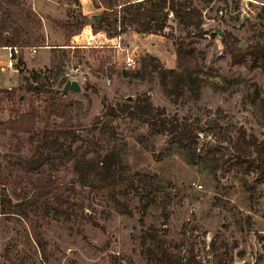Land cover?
<instances>
[{
  "label": "rangeland",
  "instance_id": "obj_1",
  "mask_svg": "<svg viewBox=\"0 0 264 264\" xmlns=\"http://www.w3.org/2000/svg\"><path fill=\"white\" fill-rule=\"evenodd\" d=\"M4 1L0 16L8 13L13 29L37 53L22 52L17 72L0 68V89L12 91L10 98L0 97V121L35 111L37 126L33 133L0 130V264H164L151 252L152 236L165 241L177 264L191 256L193 264H264V173L255 166L241 170L233 146L221 142L213 124L229 136L244 129L264 141V64L252 56L234 63L222 42L230 33L244 51H264V0H186L201 10L202 32L185 30L171 14L158 34L139 33L138 26L122 32L92 19L104 15L112 24L122 5L140 0H57L63 10L43 15L45 20L32 10L34 2L6 1L13 6L6 9ZM120 34L130 53L140 60L152 56L166 69L176 68L178 45L196 49L203 85L175 99L166 95L157 71L127 75L139 68L126 69L124 55L114 52ZM71 45L79 48H61ZM76 64L86 74L76 80L82 91L62 94ZM35 75L44 80L42 92L28 88ZM144 95L169 116L198 122L206 131L194 142H179L110 114L109 106ZM58 130L79 136L72 153L56 154L34 169L42 138L52 139ZM113 150L126 167L116 189L78 179L77 157ZM38 190L50 194L36 200ZM113 191L131 215L116 209Z\"/></svg>",
  "mask_w": 264,
  "mask_h": 264
},
{
  "label": "trees",
  "instance_id": "obj_2",
  "mask_svg": "<svg viewBox=\"0 0 264 264\" xmlns=\"http://www.w3.org/2000/svg\"><path fill=\"white\" fill-rule=\"evenodd\" d=\"M11 5L16 4L17 0H9ZM174 15L179 24L185 30L195 28L201 31L202 12L197 7L189 5L186 0H140L138 2H130L121 6L120 11L115 19L111 20L107 16H101L99 26L105 24L112 25L114 28L125 31L134 26L139 27V33L142 34H158L165 29L169 15ZM7 21H0V49L5 47H27L30 46L27 41L21 39L20 30L14 29L9 37L6 33L10 32ZM153 30V32H151ZM213 37L216 35L213 34ZM226 47V51L231 55V58L236 64H243L248 56L259 57L264 64V51L248 47L245 51L239 47V42L232 34H225L222 39ZM177 66L175 69H166L160 65L158 59L152 56H146L141 59L140 67L132 73H126L133 77L139 78L154 70L160 76V82L164 88L166 95L182 98L187 91H199L203 85V79L200 76L202 70L196 62V49L187 48L186 46L178 45L176 49ZM21 63L19 61L18 67ZM46 80V79H45ZM40 75H35L32 83L28 88L33 91H44L45 85ZM36 85L39 86L36 87ZM65 84L62 85V88ZM197 91V92H198ZM11 90L0 89V97H11ZM256 98V97H255ZM0 98V103H1ZM258 101V99H255ZM261 110L264 113V99L260 101ZM110 114L116 116H128L133 120H137L143 124L153 126L162 134L170 135L182 141L194 142L198 138V133L206 131L204 126L198 122H190L187 119H180L177 115L169 116L164 108L155 107L149 95L138 97L135 100H127L125 103L109 106ZM221 134V142H228L235 150L236 164L241 170L247 171L252 167H256L261 173H264V141L260 142L254 135H249L246 130L240 129L237 137L229 136L225 128L217 123H213ZM37 126V113H23L18 118L0 121V130L3 134L8 131L14 133H33ZM79 136L75 131L63 130L57 131L54 137H44L37 149L38 156L33 159L32 167L34 169L41 167L44 161H48L52 156L61 154L62 158H68L72 153V145L77 142ZM68 145V151L65 146ZM199 159V158H198ZM215 158V161H218ZM126 169L122 155L113 150L105 155L92 156L89 151L77 157L74 163V171L78 179L84 184H92L101 190L108 188L116 189V185L123 179V172ZM49 191L38 190L36 192V200L41 197H48ZM111 198L115 203L116 209L121 214H129L132 212L128 209L125 203H121L115 191L112 192ZM148 204L144 206L147 210ZM154 249L155 258L164 264H177L171 253L165 247V241L156 239ZM195 257L191 256L186 264H193Z\"/></svg>",
  "mask_w": 264,
  "mask_h": 264
},
{
  "label": "built area",
  "instance_id": "obj_3",
  "mask_svg": "<svg viewBox=\"0 0 264 264\" xmlns=\"http://www.w3.org/2000/svg\"><path fill=\"white\" fill-rule=\"evenodd\" d=\"M92 37V36H91ZM93 38V37H92ZM115 43H113L111 46L115 53L124 55V64L125 68L129 70H136L140 67L141 60L136 55H133V53L129 52V49L127 46L124 45V39L121 37V34L115 37ZM61 48H67L69 50H76L77 46L71 45L67 47H61ZM8 52V61L1 67V68H8L10 70H13L17 72L18 70V63L19 59L21 57L22 52H31L33 54L37 53L36 49L32 48L31 46L27 47H5L4 48ZM117 62L114 61L113 64ZM85 72L83 70V67L81 65L76 64L75 67L72 70V76L70 79L71 81H76L78 76H85ZM107 83L111 84V79L107 77ZM201 188V186H200ZM234 264H248L246 260L241 259L236 261Z\"/></svg>",
  "mask_w": 264,
  "mask_h": 264
},
{
  "label": "crops",
  "instance_id": "obj_4",
  "mask_svg": "<svg viewBox=\"0 0 264 264\" xmlns=\"http://www.w3.org/2000/svg\"><path fill=\"white\" fill-rule=\"evenodd\" d=\"M6 1H9V0H5L3 2V5L6 9H11L13 8V6H11L8 2ZM26 0H17L16 4L19 6L20 4H22V2H25ZM30 3L31 2H34V6H33V11L34 13H36L42 20H45V18H43V15H51L53 16L55 13H57L58 15L60 14V10H63L62 8L59 7L58 2L57 0H29ZM8 12V11H7ZM2 20H5L7 21V25L9 27V31L8 33H6V37H9L10 36V33L14 30L13 27V22L11 23L10 21V16L9 14L7 13V15H3V16H0V21ZM47 36L49 37V30L47 29ZM48 39V38H47ZM75 40V38H74ZM74 42V41H73ZM67 49V48H65ZM5 51L4 54H2L1 52ZM2 54V55H1ZM7 54L8 55V52L4 49V48H1L0 50V68L6 63L5 61L2 60V58H4V55ZM7 57V56H6Z\"/></svg>",
  "mask_w": 264,
  "mask_h": 264
},
{
  "label": "water",
  "instance_id": "obj_5",
  "mask_svg": "<svg viewBox=\"0 0 264 264\" xmlns=\"http://www.w3.org/2000/svg\"><path fill=\"white\" fill-rule=\"evenodd\" d=\"M92 19L96 22H100L101 16L93 15ZM215 34H218L221 37H223V35H224L223 31H221L220 29H217L215 31ZM61 91H62V94H68L71 92L72 93H81L82 88H81V85L78 81L67 80Z\"/></svg>",
  "mask_w": 264,
  "mask_h": 264
}]
</instances>
